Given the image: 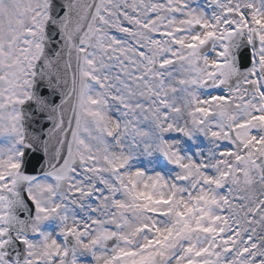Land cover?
<instances>
[{
	"label": "snow or ice",
	"instance_id": "obj_1",
	"mask_svg": "<svg viewBox=\"0 0 264 264\" xmlns=\"http://www.w3.org/2000/svg\"><path fill=\"white\" fill-rule=\"evenodd\" d=\"M0 264H264V0H0Z\"/></svg>",
	"mask_w": 264,
	"mask_h": 264
}]
</instances>
